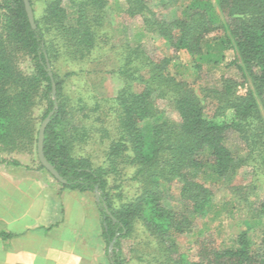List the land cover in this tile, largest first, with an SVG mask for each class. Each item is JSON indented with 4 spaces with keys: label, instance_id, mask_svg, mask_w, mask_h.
Wrapping results in <instances>:
<instances>
[{
    "label": "trees",
    "instance_id": "16d2710c",
    "mask_svg": "<svg viewBox=\"0 0 264 264\" xmlns=\"http://www.w3.org/2000/svg\"><path fill=\"white\" fill-rule=\"evenodd\" d=\"M122 1L123 13L140 18L145 33L173 56L190 57L194 81L204 68L221 65L228 51L234 54L228 66L240 80L222 77L218 86L197 91L171 72L173 58L123 44L110 71L120 89L114 98L89 104L66 92V80L76 74L60 77L54 68L105 58L109 0H43L39 17L36 0H28L35 29L23 0H0V164L19 166L10 155L36 152L39 124L53 111L43 154L65 183L40 163L38 169L63 190L97 194L106 264H264V200L229 245L219 247L196 232L199 221L219 214L218 183L232 182L243 169L264 180V0H160L168 17L147 0ZM22 58L30 74L21 70ZM158 101H166L176 119ZM40 103L44 110L36 120ZM233 137L238 149L229 146ZM90 143L99 147L100 160L84 152ZM126 177L133 183L128 197ZM137 230L144 238L126 258L122 240ZM188 234L191 249L182 251L177 239Z\"/></svg>",
    "mask_w": 264,
    "mask_h": 264
},
{
    "label": "rangeland",
    "instance_id": "374dc122",
    "mask_svg": "<svg viewBox=\"0 0 264 264\" xmlns=\"http://www.w3.org/2000/svg\"><path fill=\"white\" fill-rule=\"evenodd\" d=\"M36 0V14L39 17L41 14V2ZM152 11L159 14L161 17H168L170 13L162 9L160 0H147ZM125 4L122 0H109V5L106 9V20L104 31L110 37L109 44L106 47L108 52L105 58L99 61H89L83 63H64L59 62L55 65L54 71L61 77L64 74L74 72L76 75L70 76L66 80V92L70 97L77 99L78 97L85 99L86 102L92 104L93 98L97 100H108L114 98L117 91L121 87V81L117 76L110 74L117 68L114 60L115 50H119L123 44L142 46L148 54L155 58L169 57L176 62V68H171L173 74L182 76L188 83L198 91L199 85L203 86H218L219 80L222 77L235 78L240 80L239 74L232 66H228L229 62L234 58L232 51L225 54V61L215 68H204L201 79L197 82L192 78L189 71L191 59L183 52L173 56L167 49L166 45L157 39L155 36L145 33L140 18L131 19L123 13ZM20 68L25 74L31 73V65L28 59H20ZM180 78V77H179ZM243 92V89L240 90ZM159 107L170 118L176 119V114L166 101H158ZM44 110L43 105L38 104L33 110V116L36 120H40ZM42 123V122H41ZM41 124H39L40 127ZM239 142L236 138H231L229 146L231 149H238ZM96 144L83 148L84 152L91 154L94 159L97 157L100 160V149ZM16 156L23 164L31 167L34 171L42 172L51 181V184L61 188L46 172L38 169L39 161L35 151L30 154H12ZM98 161V160H97ZM132 182L126 177L123 184L125 196L132 194ZM208 184V183H206ZM238 188V189H237ZM215 209L219 211L217 216H210L208 220L199 221L197 225V233H201L202 237L212 236L216 240L219 247L229 245L230 241L236 236L239 231L245 230L244 221L253 214L258 203L264 200V180L258 176H253L248 170H241L232 179L230 183H218L215 187ZM63 190V189H62ZM65 192H70L66 191ZM75 194H79L76 192ZM93 201V195H90ZM205 223V225H204ZM253 230L251 237L256 240ZM144 235L140 231H136L134 235L128 239L122 240L121 248L126 258H131V248H136L140 240H143ZM178 245L182 251L191 249L193 236L191 234L180 236L177 239ZM133 256H137L136 254ZM134 264H138L133 262Z\"/></svg>",
    "mask_w": 264,
    "mask_h": 264
},
{
    "label": "crops",
    "instance_id": "0c3cea01",
    "mask_svg": "<svg viewBox=\"0 0 264 264\" xmlns=\"http://www.w3.org/2000/svg\"><path fill=\"white\" fill-rule=\"evenodd\" d=\"M13 158L0 164V264H106L96 197Z\"/></svg>",
    "mask_w": 264,
    "mask_h": 264
},
{
    "label": "water",
    "instance_id": "95a60500",
    "mask_svg": "<svg viewBox=\"0 0 264 264\" xmlns=\"http://www.w3.org/2000/svg\"><path fill=\"white\" fill-rule=\"evenodd\" d=\"M23 3H24L26 14H27L28 22H29L31 28L35 29L36 26H35V23H34V17H33V12H32L31 6H30L28 0H23ZM47 69L49 70V65L48 64H47ZM49 76H51L50 72H49ZM52 94H53V98H55V87H54L53 84H52ZM52 114H53V111L48 114V116L43 120V122L41 123V125L39 127L38 137H37L36 153H37V158H38V161H39L40 165L57 182H59L61 184H64L65 181H63V179L59 176V174L56 172L55 168L47 162V160L45 159L44 154H43L44 131H45V128H46L47 124L49 123V120H50V117L52 116ZM95 197L97 199V194H95ZM104 208H105L106 212L108 213L106 206H104Z\"/></svg>",
    "mask_w": 264,
    "mask_h": 264
}]
</instances>
